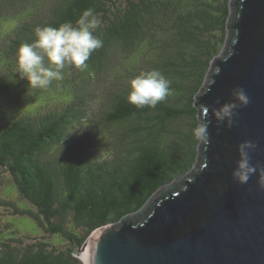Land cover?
I'll use <instances>...</instances> for the list:
<instances>
[{
    "label": "trees",
    "instance_id": "trees-1",
    "mask_svg": "<svg viewBox=\"0 0 264 264\" xmlns=\"http://www.w3.org/2000/svg\"><path fill=\"white\" fill-rule=\"evenodd\" d=\"M230 2L0 0V23L17 21L9 51L0 53V207L32 217L62 240L21 234L0 213V264H85L77 250L94 230L125 218L140 219L146 214L143 206L163 186H183L200 159L202 140L193 130L202 122V108L195 103L221 51L219 42L226 41ZM88 8L102 20L96 34L103 47L92 53L87 69H77L81 82L75 94L53 107L14 113L11 108L31 93L27 80L15 73L17 48L33 42L37 26L75 24ZM119 55L130 78L141 72L142 58L143 71L160 70L172 82L170 94L155 108L137 109L126 100L130 79L118 82L107 88L101 108L104 125L118 133L111 139L98 131L90 143L79 142L71 131L85 122L90 133L92 122L84 87L109 71ZM184 119L189 123L178 130ZM103 145L110 155H100ZM3 173L11 177L19 201L5 193L9 185Z\"/></svg>",
    "mask_w": 264,
    "mask_h": 264
},
{
    "label": "water",
    "instance_id": "water-1",
    "mask_svg": "<svg viewBox=\"0 0 264 264\" xmlns=\"http://www.w3.org/2000/svg\"><path fill=\"white\" fill-rule=\"evenodd\" d=\"M230 4L225 45L195 103L208 132L200 159L181 188L154 194L140 219L97 228L89 264H264V0ZM236 88L249 103L231 124L217 122L213 110ZM245 140L256 145V171L241 184L231 173Z\"/></svg>",
    "mask_w": 264,
    "mask_h": 264
},
{
    "label": "clouds",
    "instance_id": "clouds-1",
    "mask_svg": "<svg viewBox=\"0 0 264 264\" xmlns=\"http://www.w3.org/2000/svg\"><path fill=\"white\" fill-rule=\"evenodd\" d=\"M101 27L102 20L91 8L83 10L75 24L67 21L58 27L37 26L33 42L22 43L17 48L15 73L21 79H26L32 89L46 90L53 81L64 79V69L74 67L84 71L92 53L103 47V40L96 34ZM171 83L158 69L141 71L129 81L126 100L137 109L155 108L169 96ZM230 96L228 101L213 110L217 122L231 124L236 109L249 103L243 88H236ZM82 128L73 131L78 132ZM193 134L206 142L207 124L198 125ZM255 147V143L249 140L238 146L240 159L231 174L241 184L246 183L256 171V167L249 163V151Z\"/></svg>",
    "mask_w": 264,
    "mask_h": 264
},
{
    "label": "rangeland",
    "instance_id": "rangeland-1",
    "mask_svg": "<svg viewBox=\"0 0 264 264\" xmlns=\"http://www.w3.org/2000/svg\"><path fill=\"white\" fill-rule=\"evenodd\" d=\"M17 21L15 19H8L4 20L0 23V53H3L5 51H9L10 47V36L12 33V30L15 28ZM221 35V34H218ZM219 45H221V49H223L225 42L221 43L219 42ZM221 52V51H220ZM219 52V53H220ZM141 64L143 65L142 68L139 69V71H143V68H147L146 66V60L140 59ZM126 63V62H125ZM122 62L121 56H117L114 58L113 63L110 65V70L107 72H102L98 78H92L91 84L87 87H84L86 90L84 93V99L86 101V108H87V116H89L90 119H92V122L90 123L89 129H91L90 133H86L85 122L81 125H79L76 129L82 128L81 131H71L70 134H72L75 138L78 139L79 142L85 143L86 141L90 143L88 139L92 140L95 137H99L100 132L106 133V135H110L114 139V135L118 133V130L111 126L104 125L102 119H101V108L103 103L106 100V90L107 88H113L115 87L118 82L122 81H128L131 80L133 77L128 76V72L125 71L123 68V65L125 64ZM4 68V67H3ZM213 66L208 71V76L212 70ZM5 70V68H4ZM64 72V79L61 81H53V83L50 85V87L46 90H39V89H32L30 87V95H23L21 97V100L18 101L17 104L11 109L14 111V113H25V112H32L36 109H39L41 107L46 106L53 107L59 104H62L67 99L71 98L75 94V90H77V85L81 82V76L80 73L77 71L76 68H66L63 70ZM207 76V78H208ZM206 78V80H207ZM206 82V81H205ZM205 84V83H204ZM204 86V85H203ZM80 93L81 87H80ZM34 92H36V95L34 96ZM39 92V93H37ZM46 92V93H45ZM201 90L198 94H200ZM37 94H42L38 95ZM34 96V97H32ZM57 103L56 105H54ZM198 106V104H196ZM199 107V106H198ZM3 120H0V122ZM189 123V120L184 119L182 122H180L178 126V130L184 128ZM201 124V123H200ZM92 136V138L90 136ZM172 141V140H171ZM110 148L113 146V143L110 142L108 144ZM99 153L101 156H108L110 155V149L107 148V145H103L99 147ZM3 176L5 179V193L10 195L15 200L19 201V196L17 195V191L15 189L14 185H10L12 183L11 177L7 173H3ZM182 176H179L177 179H179ZM176 179V180H177ZM169 185V184H167ZM22 199V198H20ZM0 213L3 214L2 219L9 221L13 224V226L20 231L21 234H29V236L33 237L34 235H37L39 238L53 240L54 242H60L62 241L61 238H57L56 236H50L48 232H45L41 229V227L38 226L36 221L27 215H12L10 209L7 211L5 208L0 207ZM95 233V230L89 234L84 243L78 247L77 255L80 257L84 263H88L86 260V251L88 252L89 247L91 246V241L93 239V235ZM68 243L64 242V246H67ZM85 253V255H84ZM84 255V256H83Z\"/></svg>",
    "mask_w": 264,
    "mask_h": 264
},
{
    "label": "bare ground",
    "instance_id": "bare-ground-1",
    "mask_svg": "<svg viewBox=\"0 0 264 264\" xmlns=\"http://www.w3.org/2000/svg\"><path fill=\"white\" fill-rule=\"evenodd\" d=\"M94 237V236H93ZM93 240V239H92ZM92 242V241H91ZM89 252H90V247H89V250H88V252L86 251V256H85V258H86V260L88 261V263L87 264H89ZM84 255H85V253H84ZM83 255V256H84Z\"/></svg>",
    "mask_w": 264,
    "mask_h": 264
}]
</instances>
